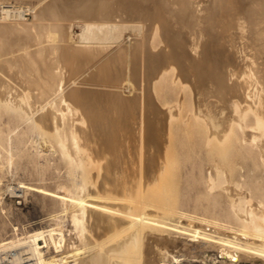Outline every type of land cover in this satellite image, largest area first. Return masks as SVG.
Segmentation results:
<instances>
[{
    "label": "bare ground",
    "instance_id": "1",
    "mask_svg": "<svg viewBox=\"0 0 264 264\" xmlns=\"http://www.w3.org/2000/svg\"><path fill=\"white\" fill-rule=\"evenodd\" d=\"M22 1L0 0V149L14 161L18 129L15 146L41 175L65 168L42 190L73 227L59 219L0 236V249L24 264H176L181 242L192 256L203 244L223 264H264V0ZM191 118L203 124L205 161L176 180L189 184L198 166L207 192L229 200L212 205L224 218L152 201L187 158L172 123Z\"/></svg>",
    "mask_w": 264,
    "mask_h": 264
},
{
    "label": "rangeland",
    "instance_id": "2",
    "mask_svg": "<svg viewBox=\"0 0 264 264\" xmlns=\"http://www.w3.org/2000/svg\"><path fill=\"white\" fill-rule=\"evenodd\" d=\"M19 1L21 2L22 0H18V1L8 0L7 3H12V5L14 3L22 4V5L28 4V2L26 4V1H22L21 3ZM25 16L29 20L32 19V12L30 10H27ZM79 31H80V23L76 22L75 27H74V32L75 34H77ZM127 84L128 82L126 81V85ZM159 87L160 89H159L158 96L160 98V102H163L165 98L164 89L162 85H160ZM177 88H180V87L178 86ZM130 91H131L130 89H126L124 92L125 94H129ZM188 108H189V102L184 101V104L182 107L183 115H185L188 112L187 110ZM172 124L174 126V130L171 131L172 132L171 136L173 134L172 138L174 139L175 142H177L179 146L182 147V153H184V156H186L187 158L185 160L183 157L178 158L175 164L170 165L169 171L168 170L166 171L167 175H165V172H164V178H163L164 180L163 179H162L163 181L159 180L157 183L163 184L161 185V187L164 185H168L167 186L168 191L165 194H163V196H161L160 194L159 195L160 199H157V201L154 200L155 198H157V195H153V193L156 191L152 192V197L154 198L156 196L154 199L152 198L153 199L152 201H154V204H155L156 202L161 203L167 200V204L174 208L173 209L174 212L175 210H177V207H178V208H183L195 214L198 213V215H206V216L212 217L214 216L213 214L215 213V216L224 218L225 215L223 214V212H220V213L212 212V205L221 204L223 205V207H225V205H227L229 200L227 199L225 195L222 194V190H214L211 193L207 192V188H206L207 185H205L206 182L203 183L204 181H203V178L200 177L201 171H200V168H198V166L194 167V169L191 170L193 172H190V174L191 176L193 175L194 178L191 179L192 182H189V184L186 181H184L182 178H180L181 181L179 182L176 180L184 172V167L188 163L199 165V163L202 160L205 161L204 160L205 155L204 153H201V150H200L203 146V144H201L200 142V138L202 134L201 127H203L202 126L203 124L196 122L194 118H191L188 122L182 123L181 121H176V122H173ZM17 130L18 129H16L15 131L11 133L12 138H13L12 139L13 145L11 147L12 148L11 152L13 153L15 151L13 153L14 161L8 162L9 161L8 160L9 154L7 153L8 151L0 149L1 151L0 152L1 154L0 155V236L11 238L13 237L14 234H17V232H19L22 235V232L28 229L32 230L33 228H39V227L43 228V227H49V226L56 225L57 223L55 222L59 219H61L59 220L61 222L63 219L66 225L67 226L69 225L70 226L69 228H72L73 223L72 221H70V217L67 216V214L55 216V213L57 212V210L54 205L52 195L51 193H46L45 191L42 190L43 184L54 188L56 186V183L59 177L62 175H66L65 174L66 171H64L65 168L60 169L59 171H56L57 168L55 167L53 163L50 168L45 170V175L44 174L41 175V173L39 172L41 166L38 165V163H36L35 161H33L31 157L28 156L29 157L28 158L27 156H25L24 158V155H20V152H19L20 149L15 146V137H16ZM32 135L33 136H31V139H29L30 141L28 140V142H26L25 144V146L28 145V147H25V150L28 149L27 152L29 151L28 152L29 154L35 150L37 151L36 144L35 142H33L35 139V134H32ZM185 150H187L188 152L185 153L186 152ZM39 160L40 162L45 161L43 157H41ZM30 162L31 164L33 162V165L29 164ZM138 164L139 165L142 164L141 160L138 162ZM206 165L207 164L205 162L204 166ZM51 169L52 171H50ZM48 171L50 174L48 173ZM165 180L166 181L170 180L171 186H170V183L167 184L168 182H165ZM154 185L155 184L151 185L152 191L155 189L153 188ZM161 187L160 185L157 186V188H161ZM138 195H140V197L145 196L141 193H139ZM177 196H178V200H177ZM175 218L183 219V222L191 221L187 218H185L186 219L185 220L184 218H181L178 215H176ZM15 226L18 227V229H15L14 228ZM127 233H128V228L127 227L122 228L118 231V233H116V235L114 236L115 238L113 237V240H117V239L119 240L123 238L124 236H126ZM171 233L175 234L177 237H180L186 240L190 236V233H186V232L181 233L179 231H174L173 229ZM176 233H178V235ZM119 234L121 235L119 236ZM175 235H172V236H175ZM201 236H202L201 237L202 242H205L207 240L206 237L203 235ZM41 242L44 243L43 240H41ZM180 243H178L179 245H177L176 247H173V249L171 250L173 251V253H175V255L179 256L180 258H183L181 259L180 262H175L176 264H223L221 261H218L217 250L215 248H212V247L202 248L203 244L194 246L193 250H195V253L197 255L192 256V255L187 254L186 248L183 246L182 243L181 244ZM134 250L137 252V255H138L139 250L137 249H134ZM125 256L126 255H124V257H119L118 259L121 261V259L126 258V257L131 258L133 256L134 258L136 256V253L135 252L132 254L129 253L126 257ZM127 258L123 259L122 261L124 260L127 261ZM167 261H165L164 264H168L169 262Z\"/></svg>",
    "mask_w": 264,
    "mask_h": 264
},
{
    "label": "built area",
    "instance_id": "3",
    "mask_svg": "<svg viewBox=\"0 0 264 264\" xmlns=\"http://www.w3.org/2000/svg\"><path fill=\"white\" fill-rule=\"evenodd\" d=\"M16 253V250H10V249H0V264H24V262L21 263H15L12 261L13 254Z\"/></svg>",
    "mask_w": 264,
    "mask_h": 264
}]
</instances>
